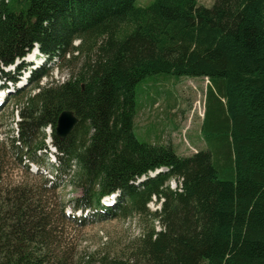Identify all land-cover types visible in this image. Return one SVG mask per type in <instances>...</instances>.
Here are the masks:
<instances>
[{
  "label": "trees",
  "instance_id": "16d2710c",
  "mask_svg": "<svg viewBox=\"0 0 264 264\" xmlns=\"http://www.w3.org/2000/svg\"><path fill=\"white\" fill-rule=\"evenodd\" d=\"M34 47L46 64L5 102L19 120L0 140V264H264V0H0L3 88ZM52 60L68 78L40 86ZM158 74L208 81L201 134L210 150L179 157L135 138L136 88ZM63 111L78 121L59 139ZM46 128L55 175L7 178L10 159L27 174L30 164L43 168ZM63 175L80 193L71 220L54 197ZM89 213L149 225L121 249L84 256L65 236Z\"/></svg>",
  "mask_w": 264,
  "mask_h": 264
},
{
  "label": "rangeland",
  "instance_id": "374dc122",
  "mask_svg": "<svg viewBox=\"0 0 264 264\" xmlns=\"http://www.w3.org/2000/svg\"><path fill=\"white\" fill-rule=\"evenodd\" d=\"M151 1L136 0V4L145 7ZM197 1L199 5L206 8H211L214 3V0ZM77 44L78 41L74 42V46ZM30 60V57L26 55L23 62H30ZM40 62L41 60L38 59L36 63ZM62 65L64 68L66 65L70 66V70H72L77 64L73 61L71 63L63 62ZM67 70L53 68L51 80L43 78L39 85L44 86L51 81L54 85L62 84L68 78ZM4 71L9 72L10 76L13 74L12 69L6 68ZM6 84L8 88L3 92H14L16 87L9 82ZM0 85H2V80H0ZM208 88V81L200 77H176L158 74L145 78L135 91L136 109L133 121L135 138L141 143L169 146L179 157H189L196 151L210 150L211 146L205 142L204 136L201 134ZM36 92L37 90H34L33 93ZM18 120L16 106L11 105L10 102L4 103L0 108V140H8L15 136V122ZM44 133L46 135L45 143L49 144L51 128H46ZM51 151H53V147L50 146V151L48 150L46 154H40V160L44 161L42 169L38 170L36 166L29 165L30 175L10 159L4 168L7 178L12 181L25 180L36 183L38 178L33 176L38 173L40 176L50 179L51 176L55 175L53 169L56 166L55 153L53 154ZM168 185L169 189L174 190L177 184L170 181ZM79 194V191L69 184L66 176H61L59 188L54 193V197L56 204L66 206L64 214L66 217L69 216L67 218L70 220L72 214L79 216L77 212L72 213L69 207L72 200ZM111 200L112 198L102 203L105 205ZM147 207L149 211L153 212L159 210L160 203L155 202L153 198ZM56 214L57 212L54 211V215ZM88 216L90 217L86 218L84 227L69 222L67 236H65L66 243L70 244L74 252L84 256L93 250L106 249L112 252L121 249L129 240L140 236L143 229L149 225V219L139 220L136 217L126 220H108L104 217L96 218L92 213H89ZM154 224L157 225V223ZM156 227L158 231L160 227L158 225Z\"/></svg>",
  "mask_w": 264,
  "mask_h": 264
},
{
  "label": "water",
  "instance_id": "95a60500",
  "mask_svg": "<svg viewBox=\"0 0 264 264\" xmlns=\"http://www.w3.org/2000/svg\"><path fill=\"white\" fill-rule=\"evenodd\" d=\"M77 121L71 111H63L57 118L55 136L59 139H64L72 131Z\"/></svg>",
  "mask_w": 264,
  "mask_h": 264
},
{
  "label": "bare ground",
  "instance_id": "6f19581e",
  "mask_svg": "<svg viewBox=\"0 0 264 264\" xmlns=\"http://www.w3.org/2000/svg\"><path fill=\"white\" fill-rule=\"evenodd\" d=\"M20 73H21V72H20ZM21 74H22V73H21ZM21 74H20V75H21ZM20 75H19L17 78H19V77H20Z\"/></svg>",
  "mask_w": 264,
  "mask_h": 264
}]
</instances>
